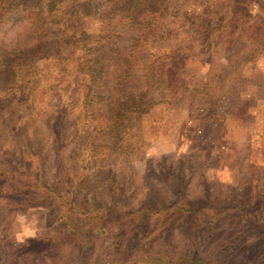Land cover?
I'll return each instance as SVG.
<instances>
[{
    "label": "trees",
    "instance_id": "16d2710c",
    "mask_svg": "<svg viewBox=\"0 0 264 264\" xmlns=\"http://www.w3.org/2000/svg\"><path fill=\"white\" fill-rule=\"evenodd\" d=\"M262 2L99 0L88 9L86 20L77 24L72 20L74 0H47L53 22L60 20L59 26L65 28L55 49L71 52L67 69L78 73L86 85L84 93L72 99V89L66 91L74 81L73 74H67L71 78L59 90L62 104L73 101L69 104L73 109L70 121L78 134L75 150L89 155L80 157L81 164L96 167L99 160L112 155L115 149L109 145L101 149L97 137L103 133L109 143L112 136L120 144L127 142L133 115L153 105L180 109L189 119L208 125L220 118L214 111L224 108L228 93L237 99L246 61L264 57ZM10 8L8 0H0V19H5ZM199 18L204 19L202 24L197 22ZM192 41L210 57L203 64L205 72L194 74L185 69L193 56L188 50ZM164 42L170 46L168 53L150 52V46ZM53 48L46 53H52ZM218 55L226 56V61L217 60ZM150 88L157 90V99L147 97ZM58 117L62 116L49 120L57 173L63 169L60 151L66 140ZM23 122L9 127L0 117V129L13 137L21 156L20 163L10 157L8 167L0 168V197L17 194L14 206L26 202L25 209L38 211L43 228L36 238L10 251L13 260L8 264H241L220 251V239L199 245L193 238L195 232L207 227L213 231L218 220L229 213L247 223V230L264 236V212L247 207L251 200L240 201L235 194H223L219 186L211 188L207 183L200 184L199 191H189L186 181L172 173L166 179L171 198L167 203L161 197H150L137 206H98L94 194L102 191L106 181H99L95 192L96 188L86 185L87 174L79 176L75 187L85 194L79 201L72 199L68 191L61 193L44 184L43 162L30 146L38 134L27 135ZM96 151L101 152L100 159L93 157L99 155ZM66 176L67 188L71 179ZM109 182L112 198H137L127 189L119 193L116 183ZM111 225L119 232L107 238L105 256L101 257L94 233L96 229L107 231ZM143 226L146 228H140ZM238 234L231 238L233 243ZM176 235L182 245L175 244ZM89 252L92 255L83 261Z\"/></svg>",
    "mask_w": 264,
    "mask_h": 264
},
{
    "label": "rangeland",
    "instance_id": "374dc122",
    "mask_svg": "<svg viewBox=\"0 0 264 264\" xmlns=\"http://www.w3.org/2000/svg\"><path fill=\"white\" fill-rule=\"evenodd\" d=\"M8 1L11 8L4 13L5 19H0V117L9 127L24 121L21 124L27 135L33 137L38 134L37 139H31L30 146L43 162L42 178L45 185L61 193L66 190L70 198L79 201V197L85 193L80 188L76 191L75 187L80 181L79 176L87 174L89 179L86 185L96 188L95 192L100 187L98 182L103 179L106 181L105 187H100L102 191L94 194L98 206H137L150 197H161L164 202H169L170 186L166 179L172 173L186 181L189 191L198 190L199 185L204 183L211 188L219 186L223 194L233 193L240 201L251 200L245 204L247 207L264 212L263 56L246 61L237 93L239 100L230 98L228 93L224 108L214 111L220 118L211 125L189 119L180 109L164 105L150 106L145 112L133 115L127 142L120 144L112 136L109 143L103 133L97 137L98 147L102 149L109 145L115 150L104 161L99 160L96 167H92V163L81 164L80 157L84 159L89 155L84 151V155L78 154L75 150L74 141L78 134L70 121L73 109L69 104L73 101L62 104L59 96V90L71 78L67 74H73L74 81L66 91L72 89V99L84 93L86 88L78 73H70L67 69L71 52L63 50L59 53L55 49L54 45L65 28L59 26L60 20L53 22L47 0ZM98 1L74 0L73 23H83L88 9ZM262 7L264 14V0ZM203 21V18H199L197 22L202 24ZM199 46L195 41L188 46L193 56L185 69L194 74L205 72L203 64L205 61L208 63L209 59H205L210 58L208 54L201 53ZM49 48H53L52 53H46ZM169 51L170 46L165 42L150 46V52L155 55ZM217 60L225 62L226 56L218 55ZM147 94L148 98L159 97L153 88ZM61 105L63 110H60ZM202 108L205 106L202 105ZM58 115L62 116L58 119L66 136L60 151L63 169H59V173L49 130V120ZM0 136V168L8 167L10 157L20 163V152L13 137L5 133L4 128ZM95 153L100 156L93 154V157L100 159L101 152ZM66 175L71 179L67 188L64 185L69 181ZM63 177L65 179L61 181ZM109 181L116 183L119 193L127 189L128 193L135 192L137 198H112L109 195ZM17 199L19 196L15 193L0 197L1 264L10 263L13 260L10 251L28 239L36 238L43 228L41 214L35 209H25L26 202L16 208L14 203ZM216 226L214 232L210 227L195 232L194 241L206 245L220 239L218 245L226 257L233 256L241 264H264V236L259 231L247 230L249 225L232 213L220 218ZM108 230L96 229L94 233L98 238L94 239L97 241L95 247L102 253L101 257L105 256L107 238L119 232L112 225ZM237 232L240 234L233 243L231 238ZM182 241L179 235L175 236V244L182 245ZM91 255L92 252L85 253L82 260L88 261Z\"/></svg>",
    "mask_w": 264,
    "mask_h": 264
}]
</instances>
